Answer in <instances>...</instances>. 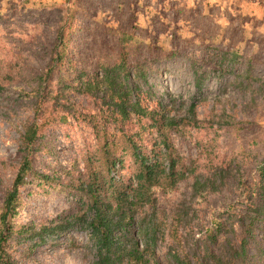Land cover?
<instances>
[{
  "label": "trees",
  "instance_id": "16d2710c",
  "mask_svg": "<svg viewBox=\"0 0 264 264\" xmlns=\"http://www.w3.org/2000/svg\"><path fill=\"white\" fill-rule=\"evenodd\" d=\"M75 13L72 8L66 11L44 68L25 80L33 85L26 93L33 117L23 123L12 180L7 185L0 176V264H19L11 254L14 248L32 253L47 240L71 232L87 237L94 250L91 264H162L158 248L167 237L177 239L181 215L175 224L167 223L155 191L173 192L191 180L194 194L202 199L224 191L230 178L235 196L204 227L203 259L209 264H247L252 243L262 245L257 250L264 259V138L242 140L244 122L233 113L202 121L197 115L200 102L193 98L180 103L183 114H174L173 103L153 100L152 90L142 89L139 83L146 84L149 64L172 59L177 50L154 55L148 49L145 56V47L133 41L132 33L117 31L114 55H100L87 68L73 46ZM210 51L209 69H202L197 60L190 62L196 92L214 74L234 75L240 87L251 88L252 59L230 50ZM7 66L0 74V96L14 80L11 64ZM71 97L83 98L85 107ZM250 105L256 106L254 99ZM67 118L84 124L93 144L68 168L42 170L41 158H56L45 130ZM189 129L202 130L207 138L195 140V159L181 155L174 144V138ZM225 133L236 144L228 143L222 153L220 138ZM4 165L0 162L1 169ZM52 196L66 205L54 217L21 221L30 201ZM258 232L263 234L260 242ZM165 261L193 264L173 245Z\"/></svg>",
  "mask_w": 264,
  "mask_h": 264
},
{
  "label": "rangeland",
  "instance_id": "374dc122",
  "mask_svg": "<svg viewBox=\"0 0 264 264\" xmlns=\"http://www.w3.org/2000/svg\"><path fill=\"white\" fill-rule=\"evenodd\" d=\"M70 8L76 11L73 46L84 66L89 68L100 55H114L117 31L132 33L133 41L145 47V56L148 49L154 55L177 50L176 57L149 64L146 84L139 83L142 89L150 88L153 100L173 103L174 114H183L180 103L189 104L193 98L200 102L197 115L202 121H216L222 112L233 113L236 120L244 122L239 131L242 140L264 138V0H0V74L11 64L14 78L0 96V162L5 163L0 176L7 185L18 161L16 151L23 123L33 117L32 101L26 95L33 85L25 80L44 68L57 27ZM212 49L230 50L252 59L251 88L240 87V79L234 75L219 78L214 74L202 91L196 92L190 62L197 60L202 69H209L206 63L212 58ZM252 99L256 106L251 108ZM71 101L80 108L86 105L83 98L71 97ZM45 131L56 158H41L42 170L68 168L73 158H80L87 145L93 144L90 130L73 118L63 119ZM197 139L206 141L205 132L189 129L185 136H176L174 144L181 155L195 159ZM228 143L236 141L225 133L220 138V152L227 151ZM155 193L167 223L175 224L173 220L181 215L177 239L167 237L158 248L162 264H167L165 255L171 245L193 264H209L203 259L204 227L235 196L232 179L224 191L202 199L194 194L191 180L179 184L173 192ZM65 206L63 199L55 196L36 198L20 218L23 222L50 219ZM257 235L260 242L263 234ZM257 246L262 248L260 243L249 245L247 264H264ZM11 254L19 264H91L94 260L87 237L76 232L47 240L32 253L18 247Z\"/></svg>",
  "mask_w": 264,
  "mask_h": 264
}]
</instances>
